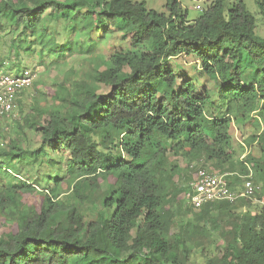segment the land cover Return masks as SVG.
I'll use <instances>...</instances> for the list:
<instances>
[{"label":"trees","instance_id":"16d2710c","mask_svg":"<svg viewBox=\"0 0 264 264\" xmlns=\"http://www.w3.org/2000/svg\"><path fill=\"white\" fill-rule=\"evenodd\" d=\"M20 2L29 5L0 2V14L24 37L12 40L18 54L38 48L62 59L74 50L47 35L51 10L66 30L72 24L91 38L88 52L101 28L123 31L130 45L91 82L60 84L51 95L60 104L26 114L15 134L0 129L7 141L0 143V264H264V203L244 213L238 204L251 199L186 206L195 213L185 224L173 221L167 204L171 193L185 200L198 169L221 173L236 193L241 179L264 186V130L246 143H257L262 156L248 152L240 161L243 146L231 133L232 125L264 123V37L244 1L215 0L192 25L181 0H166L165 14L131 0H111L102 12L91 0ZM258 7L264 18V0ZM26 130L40 134L36 147L24 144ZM171 155L204 166L191 164L193 176L169 192ZM23 164L29 173L20 178ZM101 181H108L102 212L92 220L83 206ZM204 236L222 244L207 261H193L192 249L207 247Z\"/></svg>","mask_w":264,"mask_h":264},{"label":"rangeland","instance_id":"374dc122","mask_svg":"<svg viewBox=\"0 0 264 264\" xmlns=\"http://www.w3.org/2000/svg\"><path fill=\"white\" fill-rule=\"evenodd\" d=\"M2 0H0L1 2ZM17 3L18 8L29 5L20 2V0H12ZM59 3L64 5H72L75 0H57ZM133 3L144 4L147 10L154 11L159 14L167 13L166 10V0H131ZM215 0H181L183 10L187 12L188 22L192 25L201 15L203 10L212 6ZM236 0H226L227 5H231ZM246 4L248 10L255 16L257 20V30L256 33L260 37H264V18L260 13L258 7L259 0H242ZM111 0H91L89 4L90 7L93 6L95 11L102 12V5L104 3H110ZM98 5V6H97ZM31 6V5H30ZM91 10L92 7H91ZM12 10L9 16L14 15ZM86 12L87 9L82 10ZM54 11H49L45 16V26L47 28V35L50 33H55L56 41L58 44L71 43L73 44V49L71 52H67L62 59H55L48 51H44L42 55L39 54V49L36 48L34 51L25 54L20 51L19 54L15 49L11 47L12 40H20L24 37L18 38L15 34L13 27L11 26L10 19L5 15L0 14V70L8 74L18 75L26 71H30L35 76V81L38 85L36 89H28L17 95V105L14 112L4 118H0V129L6 135L10 136L17 132L18 124L22 123V120L26 114H39L40 109H51L60 104L59 100L51 95L54 92L59 91L60 84L66 83L68 87L72 86L74 83H80L82 81L89 82L90 75L97 69L104 70L107 68V60L112 53L115 52H126L129 49L130 40L125 37L123 31H118L116 33L110 34L106 32L103 28L94 33L92 38L93 41L97 43L96 50L93 52H88L86 45L90 44L91 38L86 36L81 31H72L73 27L69 25L66 30V24L61 19L55 17ZM50 31V32H49ZM76 45H84L81 48H76ZM38 47H41L38 45ZM248 73H251V69H248ZM91 82V81H90ZM39 94L35 97V94ZM100 92L108 93L109 89L101 86ZM264 130V123L261 124V128L257 127L254 123H247L245 126L232 125L231 133L235 140V144L241 143L243 148L238 151L235 155V160H242L246 153L260 158L262 156L261 148L257 143H253L251 146H247V141L253 135H258ZM40 134H35L26 130V140L24 142L28 147L34 148L38 145ZM29 140H32L29 142ZM0 143L7 145V141L0 139ZM245 144L246 146H244ZM30 145V146H29ZM168 170L172 176V184L170 186L169 192L171 190H178L179 187L184 186L186 181L190 176H193V172L190 169L191 164H196V167L204 166V160H197L195 162H189L180 157L170 156ZM26 165H22L21 175L22 178L25 173H29ZM189 166V168H188ZM217 175H222L221 173L214 172ZM108 181H101V188L96 189L88 193L87 202L83 206L84 213L90 217V219L95 220L97 217V209L101 210V203L104 197L103 189L107 185ZM237 185V193L243 192L244 190V180L235 181ZM257 187L256 195L251 198L250 203L246 201H240L239 210L237 213H244L246 211L258 212L264 203V186L262 182L254 183ZM68 192L64 194V198L67 196ZM173 195V196H172ZM35 197H27V203H31ZM63 200V199H62ZM167 204H173L172 208L175 214L173 215L175 222L187 223L193 221L195 212L187 213L186 201L181 198H177L174 194H170V198L167 199ZM169 202V203H168ZM102 212V210H101ZM108 217L109 213H105ZM173 232L178 233L179 228L173 229ZM205 245L207 247L204 251L194 247L192 249V260L199 261L203 263L207 261L211 256H213L216 251V246L218 240L211 241L209 243V237L203 238ZM222 244V241L219 242Z\"/></svg>","mask_w":264,"mask_h":264},{"label":"built area","instance_id":"2783aa9c","mask_svg":"<svg viewBox=\"0 0 264 264\" xmlns=\"http://www.w3.org/2000/svg\"><path fill=\"white\" fill-rule=\"evenodd\" d=\"M35 82L32 72L26 71L18 75L8 74L0 70V118L10 116L17 105V95L31 89ZM190 189L185 194L186 206L200 209L213 202L230 201L239 198L251 199L257 192L252 181H247L243 192L231 191L225 176L198 169L194 179L189 184Z\"/></svg>","mask_w":264,"mask_h":264}]
</instances>
